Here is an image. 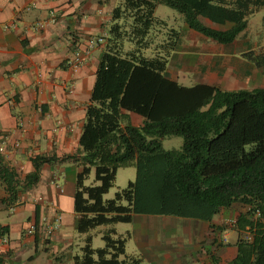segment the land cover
<instances>
[{
    "label": "trees",
    "instance_id": "1",
    "mask_svg": "<svg viewBox=\"0 0 264 264\" xmlns=\"http://www.w3.org/2000/svg\"><path fill=\"white\" fill-rule=\"evenodd\" d=\"M158 5L176 11L190 30L227 45L246 29L248 17L264 9V0H122L112 11L79 139L74 211L77 232L87 236L74 264H142L126 255L127 239L113 228L94 249L89 232L97 227L131 223L136 215L211 223L235 203L246 211L236 217L237 251L225 264H264V89L186 87L168 79V57L178 51L182 32L155 16ZM249 57L264 67V50ZM129 113L142 125H131ZM167 136L181 137V147L164 150ZM53 160L34 158L35 172L23 185L33 184L40 166ZM120 168H134L135 179L104 199ZM92 169L93 183L86 186ZM0 179L10 205L20 184L1 164ZM7 234L0 226V238Z\"/></svg>",
    "mask_w": 264,
    "mask_h": 264
},
{
    "label": "crops",
    "instance_id": "2",
    "mask_svg": "<svg viewBox=\"0 0 264 264\" xmlns=\"http://www.w3.org/2000/svg\"><path fill=\"white\" fill-rule=\"evenodd\" d=\"M121 1L0 0V164L13 170L20 184L16 200L9 205L0 179V226L8 228L0 238V264H74L82 254L87 235L77 232L74 211L76 179L82 171L79 139L112 11ZM179 21L177 28L164 21L168 28L182 32L178 51L168 57V79L186 87L209 85L235 91L247 90L252 83V88L264 89V67L257 68L249 60L250 54L264 48L256 51V40H243L251 34L252 24L258 23L255 30L264 26V9L248 17L246 29L227 45ZM42 22L43 28L35 27ZM128 120L136 127L143 121L133 113ZM3 137L8 138L6 143ZM36 157L54 160L40 166L33 184L23 185L24 178L35 172ZM92 173L93 169L88 176ZM232 210H222L211 223L136 215L127 223L132 225L127 233L134 247L127 252L126 241L125 253L142 264H213V259L225 264L236 255L240 237L234 229L221 228L224 219L234 226L237 212ZM56 217L59 229L46 236V227ZM172 219L179 221L172 225ZM29 226H34L33 234L26 233ZM112 228L116 232L106 226L99 233ZM225 238L229 245L223 243Z\"/></svg>",
    "mask_w": 264,
    "mask_h": 264
},
{
    "label": "rangeland",
    "instance_id": "3",
    "mask_svg": "<svg viewBox=\"0 0 264 264\" xmlns=\"http://www.w3.org/2000/svg\"><path fill=\"white\" fill-rule=\"evenodd\" d=\"M156 17L161 19V20H164L166 22H168L170 25H172V27L174 28H177L179 27V20H182V16L179 15L176 11L164 6V5H158L157 6V10H156V13H155ZM178 23V24H176ZM258 23L256 24H252L254 26V28L258 27L257 26ZM254 28H252V32L251 34L249 35H245L244 39L243 40H246V39H251L252 38L254 40H256V48L255 50L258 51L260 50L261 48H264V26H261L259 27V29L255 30ZM145 55L147 57H150L151 56V52L150 51H146L145 52ZM264 69V68H263ZM191 79V77H190ZM262 83H264V80L261 81ZM196 83V82H194ZM193 83V84H194ZM198 83V82H197ZM187 85V84H186ZM254 84L250 83L249 85H247V87L245 89L249 90V89H253V88H256L255 86L252 88ZM257 88H259V85H257ZM162 148L164 150H172V149H179L182 145V138L181 137H177V136H167L165 137L163 140H162ZM132 174V175H130ZM89 177V176H88ZM93 178H94V175L93 173L91 174V176L89 178H87V180L85 181L86 182V186H89L93 183ZM135 179V170L134 168H120L119 170H117V173H116V179H115V183H114V186L108 191L107 194L104 195V199H112L115 195V193H117L118 191L126 188L127 184L130 182V181H133ZM242 209V207L235 203L233 204V212H237L236 213V217L238 216V214L241 212L240 210ZM228 218V217H227ZM225 221L221 224V228L223 229V231H230L231 229H234L230 224L231 222L229 221V219H224ZM173 221V224H176L179 220H175V219H172ZM112 227H114L116 229V232L118 234H121L120 236L121 237H124L127 239V242H128V245L126 247L127 249V252L130 253V249L134 247V242H132V240H128V237H126V234L128 231H131V227L132 225L130 224H125V223H118V224H115L113 225ZM106 226H101V227H97L95 229H93L91 231V236L93 238V244L95 246H93L92 244V247L94 249H98V248H102L104 243L103 241L101 240V235L102 233H99L100 230H103L105 229ZM225 232V233H226ZM243 235V233H242ZM207 241H211V239H207ZM229 242V238H225L223 240V243L224 242ZM126 242V243H127ZM205 243V241H204ZM204 243H200L202 248L203 249L204 247ZM225 244V243H224ZM230 244V242L228 243V245ZM226 247V245H225ZM228 247V246H227Z\"/></svg>",
    "mask_w": 264,
    "mask_h": 264
},
{
    "label": "built area",
    "instance_id": "4",
    "mask_svg": "<svg viewBox=\"0 0 264 264\" xmlns=\"http://www.w3.org/2000/svg\"><path fill=\"white\" fill-rule=\"evenodd\" d=\"M44 25H45V22L37 23L35 25V27L40 29V28H43ZM104 38H105V36H103L102 38H99L98 42H102ZM75 67H77V65ZM7 141H8V138L7 137H3L2 142L6 143ZM59 224H60V219L58 217H56L55 220L53 221V223L46 227V229H45L46 236H49V235H52V234L56 233V231L59 229ZM34 231H35L34 226H29L26 229V233L27 234H33Z\"/></svg>",
    "mask_w": 264,
    "mask_h": 264
}]
</instances>
